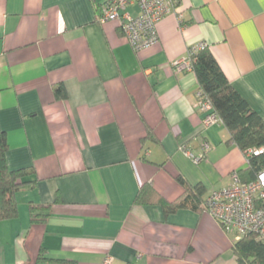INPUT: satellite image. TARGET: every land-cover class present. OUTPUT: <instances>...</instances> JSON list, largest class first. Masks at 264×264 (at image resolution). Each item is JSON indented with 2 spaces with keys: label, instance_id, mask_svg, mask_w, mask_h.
Wrapping results in <instances>:
<instances>
[{
  "label": "crops",
  "instance_id": "obj_1",
  "mask_svg": "<svg viewBox=\"0 0 264 264\" xmlns=\"http://www.w3.org/2000/svg\"><path fill=\"white\" fill-rule=\"evenodd\" d=\"M101 3L0 0L7 163L37 179L17 194L19 216L0 223V264H236L239 238L209 214L135 200L149 185L175 202L179 175L207 197L248 169L220 119L204 125L197 77L176 63L206 42L264 121V0H181L182 23L165 17L159 44L140 52L118 23L100 22ZM205 144L199 165L180 149L200 155ZM31 206L46 208L44 223H31Z\"/></svg>",
  "mask_w": 264,
  "mask_h": 264
},
{
  "label": "trees",
  "instance_id": "obj_2",
  "mask_svg": "<svg viewBox=\"0 0 264 264\" xmlns=\"http://www.w3.org/2000/svg\"><path fill=\"white\" fill-rule=\"evenodd\" d=\"M192 71L197 77L198 92L202 100L211 104L213 112L228 130V143L237 145L245 155L251 150L264 147L263 119L233 88L209 49L199 51L192 57ZM53 92L57 101L67 99L63 84L55 85ZM147 140H154L151 133L143 142ZM8 149L7 134L0 128V223L19 216L17 194L31 189L37 183L34 169L13 170L9 167L6 157ZM249 162L248 169L239 172L244 182L255 180L257 174L264 170V155H251ZM177 182L183 187L184 193L175 202L167 201L153 187L144 185L136 197L135 204L159 205L166 215L186 208L205 212V187L202 184L191 185L182 175L177 177ZM45 209L31 206L32 224L45 222L48 217ZM233 253L236 264H264V243L258 241L253 234L239 238L233 245Z\"/></svg>",
  "mask_w": 264,
  "mask_h": 264
},
{
  "label": "built area",
  "instance_id": "obj_3",
  "mask_svg": "<svg viewBox=\"0 0 264 264\" xmlns=\"http://www.w3.org/2000/svg\"><path fill=\"white\" fill-rule=\"evenodd\" d=\"M175 14L180 23L183 20L181 0H102L99 7V20L102 23L116 22L123 36L135 52L152 48L159 44L158 24L165 17ZM208 49L206 42L193 45L185 60L176 63L178 71H192V57L199 51ZM198 106L209 112L204 125L218 121L209 102L197 95ZM196 165L206 160L208 145L204 152L196 155L186 145L180 147ZM251 155H264V147L251 150L246 155L248 164ZM205 213L213 217L227 235L238 238L253 234L264 243V170L255 180L244 182L239 172L232 174V183L227 188L212 192L206 197Z\"/></svg>",
  "mask_w": 264,
  "mask_h": 264
}]
</instances>
